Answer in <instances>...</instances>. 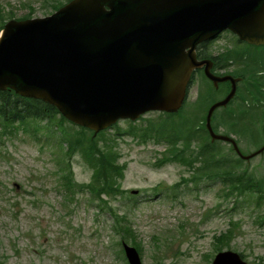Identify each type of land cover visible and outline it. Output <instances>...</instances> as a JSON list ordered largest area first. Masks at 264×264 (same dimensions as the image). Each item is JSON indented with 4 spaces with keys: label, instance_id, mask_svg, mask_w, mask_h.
I'll return each mask as SVG.
<instances>
[{
    "label": "rangeland",
    "instance_id": "1",
    "mask_svg": "<svg viewBox=\"0 0 264 264\" xmlns=\"http://www.w3.org/2000/svg\"><path fill=\"white\" fill-rule=\"evenodd\" d=\"M67 2L0 0V13L5 24L43 18L56 11L54 5ZM244 48L233 34L225 31L208 42L206 50L219 55ZM228 65L229 72L238 68L231 61ZM225 92L224 85L214 89L197 72L188 88L181 117L165 119L157 112H149L134 121L120 120L107 129L104 135L115 138L118 165L125 166L122 177L116 180L122 193L115 198L103 197L106 203L78 186L68 192L61 183L63 172L57 164L60 159L69 162L74 184L87 185L91 180V170L79 154L69 159L64 156L65 147L59 142L57 130L61 129L59 126L71 130L70 124H58V116L49 125L47 121L38 123L43 127L36 132L39 140L34 139L29 125H15L12 134H5L0 128V264H129L110 209L120 216L127 213L132 237L129 235L131 239L123 242L136 250L141 264H212L216 254L214 237L230 230L229 248L223 250L242 254L244 264H264L262 200L255 195L230 200L222 183L206 177L183 182L193 178L195 170L175 162L157 165L167 155V142H142L137 134L135 138L128 134L151 122L179 125L185 119L187 129L194 122L202 130L207 109L222 100ZM236 92L245 94L244 83L237 84ZM231 102L213 113L211 123L219 134L227 132L225 121L237 109L239 96ZM229 136L238 139L233 134ZM195 140L194 151L200 148L199 141L207 139L202 134L199 141ZM238 145L244 155L256 150L245 140ZM215 151L235 162L228 144L219 142ZM241 161L235 165V172L246 169L264 181V151ZM199 166L201 162L196 161L192 167Z\"/></svg>",
    "mask_w": 264,
    "mask_h": 264
},
{
    "label": "water",
    "instance_id": "2",
    "mask_svg": "<svg viewBox=\"0 0 264 264\" xmlns=\"http://www.w3.org/2000/svg\"><path fill=\"white\" fill-rule=\"evenodd\" d=\"M229 31L264 46V0H71L43 18L11 20L0 31V91L53 105L74 125L96 135L119 120L148 112L173 114L183 105L193 71L202 67L214 88L229 82L224 99L205 117L210 141H236L215 133L211 116L234 97L240 78L216 76L210 60H197L200 43ZM129 264H141L123 244ZM212 264H244L231 251Z\"/></svg>",
    "mask_w": 264,
    "mask_h": 264
},
{
    "label": "trees",
    "instance_id": "3",
    "mask_svg": "<svg viewBox=\"0 0 264 264\" xmlns=\"http://www.w3.org/2000/svg\"><path fill=\"white\" fill-rule=\"evenodd\" d=\"M61 5V3H57L53 9L57 10ZM4 20L5 18L0 13V30L5 24ZM236 41L245 46L244 50L233 49L225 54L220 53L212 56L206 50L207 43H202L198 46L196 55L197 59L210 58L215 62V68L212 69L214 74H218L221 69L226 70L229 67V61L238 65V68L230 74L242 78L245 94L235 97L236 99L239 96L240 102L237 109L230 112L225 121L228 129L225 135L233 134L238 137L236 140L238 144L245 140L258 149L264 143V93L262 91L264 86V46H250L237 39ZM225 74H228V71ZM203 78L206 80L204 76ZM222 85L226 88L227 83L220 86ZM183 112L182 107L175 114L160 113V115L165 119L174 118L177 115L181 117ZM56 116H58V124L65 122L73 127L71 130L62 129L59 125L60 130H57V126L54 127L60 134L59 142L65 147L64 156L69 159L74 154H79L83 163L91 170V180L88 184L76 185L72 180L69 162L60 159L57 164L58 169L63 172L60 180L65 190L71 192L75 186H78L80 190L94 196L101 203H106L103 197L109 199L120 195L122 192L119 190L116 180L122 177L125 165H118L120 155L116 150L115 138L104 135L106 130L94 135L92 131L68 122L53 105L41 100L20 97L8 89L0 91V128L5 134H12L16 131L15 125L25 128L29 125L31 126L30 133L36 137L34 139L39 140L36 132L43 127L38 123L47 121L49 125ZM186 125L187 119L179 125L169 121H165L163 124L151 122L138 132L131 129L128 134L134 138L139 136L142 142L150 139H154L156 142L161 140L167 142L169 144L167 155L157 165L175 162L187 166L189 170H195L193 178L183 179V182H196V180L206 177L209 180L222 183L226 187L224 194L228 195L230 200L238 198V196L255 195L259 201L262 200L264 203V181L257 180L246 169L241 173L235 172V165H239L242 161L235 155L231 146L229 149L235 156V162L218 155L215 149L219 142H210L204 123H202V130L199 127L196 128L197 125L194 122L188 129ZM212 128L217 132L216 125ZM45 131L49 134V127ZM202 134H205L207 140L199 141ZM193 139H196V142L199 141L197 145H201L196 151L192 149ZM196 161H200L201 166L193 168V163ZM233 195L235 197H232ZM110 211L115 223L114 228L120 235V241L131 239V227L126 222L127 213L123 212V215L120 216L117 211L112 209ZM260 217H262L260 223L263 224L264 213ZM231 225L235 224L231 223ZM231 235L232 230L215 236L214 252L217 253L224 247L229 248L228 243ZM240 256L243 257L242 254Z\"/></svg>",
    "mask_w": 264,
    "mask_h": 264
},
{
    "label": "flooded vegetation",
    "instance_id": "4",
    "mask_svg": "<svg viewBox=\"0 0 264 264\" xmlns=\"http://www.w3.org/2000/svg\"><path fill=\"white\" fill-rule=\"evenodd\" d=\"M212 68H213V65H212ZM202 70V69H201Z\"/></svg>",
    "mask_w": 264,
    "mask_h": 264
}]
</instances>
